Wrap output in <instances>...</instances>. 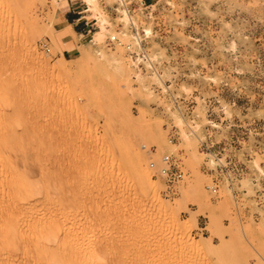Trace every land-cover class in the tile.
Segmentation results:
<instances>
[{
  "label": "rangeland",
  "instance_id": "1",
  "mask_svg": "<svg viewBox=\"0 0 264 264\" xmlns=\"http://www.w3.org/2000/svg\"><path fill=\"white\" fill-rule=\"evenodd\" d=\"M114 1L35 0L30 28L19 2L0 0V77L12 85L0 88V100L9 112L38 105L39 126L50 129L43 146L25 150L26 172L55 192L51 207L84 228L87 246L102 244V258L89 264H264V0H145L151 14L134 13L149 53L165 69L162 79L189 103L194 124L153 90V78L136 71L123 45L105 44L106 33L125 29ZM71 2L87 3L83 14L106 22L64 58L58 32H48ZM121 38L131 41L127 33ZM55 62L65 74L51 71ZM197 136L231 157V187ZM136 154L151 179L146 191L131 169ZM165 154L184 172L169 194L148 168ZM14 167L9 185L21 161ZM214 178L215 194L207 188ZM185 235L199 249L185 244Z\"/></svg>",
  "mask_w": 264,
  "mask_h": 264
},
{
  "label": "bare ground",
  "instance_id": "2",
  "mask_svg": "<svg viewBox=\"0 0 264 264\" xmlns=\"http://www.w3.org/2000/svg\"><path fill=\"white\" fill-rule=\"evenodd\" d=\"M16 1L19 2V8L17 6L16 7L19 9V13L22 16V19L24 20V22L26 21L31 28L34 23L30 21L32 20V18L29 10L35 0ZM85 1L92 2L93 0ZM22 2L24 3L23 5ZM66 10L67 8L64 9V11ZM123 16H126L125 18H127V14L124 13ZM3 21L4 20H0V42L1 40H3L5 36L4 34L6 33L5 27L4 25H2ZM98 21L101 28L104 29L106 20L104 18H100ZM57 23H59V28L57 26ZM49 26V32H47L50 35H53L54 31H58L61 34H64L71 29V26L69 25L65 17H61L60 22L53 21ZM98 35L100 36V33H98ZM95 42H97V36ZM56 48H58L57 45ZM32 56H34L36 60L39 59L35 54H32ZM60 60L64 61L65 59L60 58ZM61 62H55V64L51 67V71L61 75L65 74L66 72L63 70L64 65L62 64V66ZM1 77L0 88H11L12 85L10 84L11 82L9 83L7 75L5 77ZM3 89H1V91ZM112 92L113 98L115 99V101H118L120 99L119 90L114 88ZM2 104L3 106L4 104L6 105V103L4 102H1V105ZM6 106H4V108L0 107V158H5L4 165L2 167L0 165V264H89L90 262L99 261L102 258L101 255L104 252L102 244H96L99 246L94 247V245L93 248H91V246H87L85 239L87 234L83 231L84 228L83 230H78L79 228L76 229L73 224L69 223L68 218L62 215V217H59L60 215L58 216L57 213L60 212H54L55 209L51 207L52 199L50 200V198L52 197L51 195L55 192H52V194L50 195V190L47 191L48 188H46L45 186L46 183L43 184L41 183L42 181L37 182L35 179H31L29 174L26 172L27 160L25 150L28 148L31 149L32 147L36 148L44 144L45 138H47L50 133V129L48 127H46L47 130L44 128L43 130L39 126L40 113L38 110V105H35V109L32 108V110L30 107L29 109L31 111L27 110L26 107H24L25 109L22 107L18 110L13 109L14 112L13 110L12 112H9L11 110L6 109ZM135 131L137 132V128L135 129ZM136 132H134L135 136H141L139 132L137 133L138 135H136ZM132 159L130 161V164L133 165V168L131 166L130 167L131 169H133L132 171L134 172L133 174H135L138 186L141 190L146 191L151 186V179L147 171L144 170L146 168L144 166L145 161L142 159L140 154L134 155V158L132 157ZM19 160L21 161V168L18 170L15 181L11 185H9L8 175L13 172V168H15L14 164ZM44 170L47 171V169ZM108 173L109 172H107V175ZM154 198H157V196L154 195ZM41 204H43L44 206H42ZM54 207L57 206L54 205ZM159 207L158 209H160ZM57 209H59V207H57ZM162 209L163 207L161 208V210ZM131 222H133L131 223V225L133 226L135 223L134 220ZM142 223L145 224L144 222ZM185 236V244L188 243L190 247L194 248L195 250L199 249L197 248L198 245L196 242L191 241V238L189 239L187 235ZM118 262L119 261L117 260V264Z\"/></svg>",
  "mask_w": 264,
  "mask_h": 264
},
{
  "label": "built area",
  "instance_id": "3",
  "mask_svg": "<svg viewBox=\"0 0 264 264\" xmlns=\"http://www.w3.org/2000/svg\"><path fill=\"white\" fill-rule=\"evenodd\" d=\"M148 6L150 5H147L145 0H115L111 7L112 10L115 13L120 12L122 15H124V13L127 14V18H125L124 22L125 29L120 27V29H116L114 33H106L104 42L106 45H123L136 71L153 78V82L151 83L153 90L163 94L168 102H170L171 107H175L183 118H187L191 124H194L191 119L192 110H190V106H188L189 103L186 102L185 99L173 95V88L171 87V82L173 81L162 79L165 69H162L161 61L156 58V56L149 53L144 38L138 31L139 24L135 21L134 13L137 10L142 15H150L151 12H146ZM70 8L71 12L76 15L75 23L82 25V32L79 36L83 39L90 35L89 40H91L96 28L99 29V25L97 24L98 20L94 16H91V14H83L85 11H89L87 4L85 7L81 6L80 9H74V6ZM126 33L131 36V41L123 43L121 37ZM42 46L45 47V44H42ZM45 50L48 51L47 48H45ZM168 73H175V71L172 70ZM187 127L190 129L191 133L194 134V130L190 125L187 124ZM197 139L199 150L212 159L214 163L213 170L217 172L219 176H222V178L224 177L231 187V157H223L219 150L214 149L216 144L210 141V139L206 137L201 138L199 136H197ZM148 168L153 171L152 175L154 177H158L162 180L164 185L163 192L168 194L175 191L177 185L184 177L181 166L168 154L161 156L159 164L150 161L148 163ZM215 181L216 178H214L212 184L207 186L209 191L213 194L217 193L218 189V185Z\"/></svg>",
  "mask_w": 264,
  "mask_h": 264
},
{
  "label": "crops",
  "instance_id": "4",
  "mask_svg": "<svg viewBox=\"0 0 264 264\" xmlns=\"http://www.w3.org/2000/svg\"><path fill=\"white\" fill-rule=\"evenodd\" d=\"M68 4V3H67ZM71 6H74V9H77V7L79 8L80 5L75 4L74 2H71V4H68V8L64 13V17L67 20V22L69 23V25L71 26L70 30L67 31L64 34H61L60 32H58V36H57V47L59 49V53L65 58V57H72L75 56V54L78 51V47L79 44L82 41V38L79 36V34L82 32V25L81 24H77L75 23V17L76 15L71 12ZM69 13V14H68ZM56 32V31H55ZM71 32H73L74 36L76 37V39L74 38V36L71 34Z\"/></svg>",
  "mask_w": 264,
  "mask_h": 264
}]
</instances>
